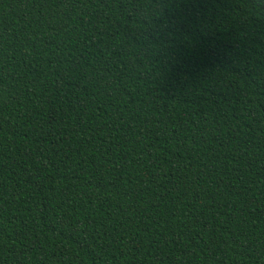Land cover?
<instances>
[{
  "label": "trees",
  "instance_id": "1",
  "mask_svg": "<svg viewBox=\"0 0 264 264\" xmlns=\"http://www.w3.org/2000/svg\"><path fill=\"white\" fill-rule=\"evenodd\" d=\"M0 264H264V0H0Z\"/></svg>",
  "mask_w": 264,
  "mask_h": 264
}]
</instances>
